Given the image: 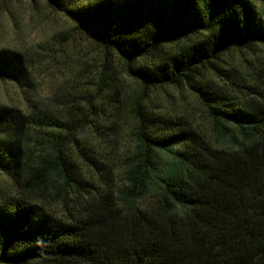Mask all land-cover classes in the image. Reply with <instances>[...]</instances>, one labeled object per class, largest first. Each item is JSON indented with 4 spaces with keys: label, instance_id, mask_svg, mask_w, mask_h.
Masks as SVG:
<instances>
[{
    "label": "trees",
    "instance_id": "obj_1",
    "mask_svg": "<svg viewBox=\"0 0 264 264\" xmlns=\"http://www.w3.org/2000/svg\"><path fill=\"white\" fill-rule=\"evenodd\" d=\"M46 1L104 50L101 82L114 54L142 86L131 110L135 145L122 160L123 183L109 177L97 189L70 146L93 174H111L79 139L96 121L101 87L71 99L66 114L0 105V171L73 209L62 216L30 197L1 201L0 264H264V91L221 64L231 49L264 45V0ZM29 70L23 53L0 48V78L28 86ZM182 84L215 142L145 100L149 88Z\"/></svg>",
    "mask_w": 264,
    "mask_h": 264
},
{
    "label": "rangeland",
    "instance_id": "obj_2",
    "mask_svg": "<svg viewBox=\"0 0 264 264\" xmlns=\"http://www.w3.org/2000/svg\"><path fill=\"white\" fill-rule=\"evenodd\" d=\"M179 44L167 45L164 50H176ZM0 48L20 51L30 64L28 86L0 78V105L17 106L27 113L34 105L44 106L66 114L72 108L71 99L91 97L102 88L100 97L93 99L98 113L96 121L81 129L79 139L89 147L91 154L104 162L103 171L111 169V174L96 176L89 164L77 155L74 145L70 149L80 174L97 189H102L104 179L109 177L110 185L122 184V160L135 145L132 105L143 89L138 81L123 73L118 57L107 55L108 68L101 82L104 50L74 20L51 8L46 0H0ZM221 64L233 67L240 83L253 84L264 91V45L242 51L231 49L222 56ZM206 78L216 79L213 73H208ZM144 97L156 112L169 118L184 117L216 141L200 101L185 84L149 88ZM168 160L167 155H163L164 166ZM15 197H30L56 215L67 216L73 211L71 202L67 206L52 193L40 190L27 193L0 171V202Z\"/></svg>",
    "mask_w": 264,
    "mask_h": 264
}]
</instances>
